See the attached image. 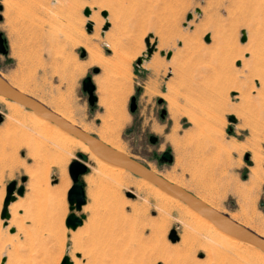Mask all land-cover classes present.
<instances>
[{
    "label": "rangeland",
    "instance_id": "374dc122",
    "mask_svg": "<svg viewBox=\"0 0 264 264\" xmlns=\"http://www.w3.org/2000/svg\"><path fill=\"white\" fill-rule=\"evenodd\" d=\"M0 6L6 48L0 53V76L10 85L51 110L74 116L77 125L90 127L85 132L118 142L123 153L264 237V0H0ZM85 7L89 17L83 14ZM88 21L93 22L89 32ZM106 21L109 26L103 30ZM242 30L245 42H240ZM150 34L156 50L136 66L137 58L146 56L144 40ZM114 50L125 64L121 105L126 122L115 128L109 118L106 128L95 81L103 66L89 63L88 57L97 53L105 63L114 58ZM161 51H171L170 57ZM86 76L95 85L92 106L82 90ZM132 96L137 107L131 113ZM27 111L23 107L19 117L25 125H20L9 120L0 102V189L29 176L24 208L31 211L38 204L44 219H32L27 211L32 225L17 226L23 240L16 236L7 241L0 226V264L3 257V264H59L65 255L72 264H123L129 250L125 257L116 247L123 236L115 229L118 222L127 223L126 233L136 238L133 245L143 238L142 264H215L207 255L213 253L211 245L201 234L208 232L207 226L159 197L153 184L137 185L142 178L132 173L125 182L121 176L123 184L118 185L114 170L96 165L88 155L80 158L83 148L31 123ZM189 130L193 132L186 137ZM150 136L156 137L154 143ZM165 151L171 162L162 160ZM74 160L87 167L79 177L86 203L76 213L84 214L82 224L71 231L63 217L69 212L68 166ZM205 161L214 167L212 188L194 179L192 165ZM256 169L258 180L250 185ZM228 179L250 185L253 192L226 189ZM17 212L13 218L19 219ZM234 247L245 250L243 243ZM246 254V264H264L255 252Z\"/></svg>",
    "mask_w": 264,
    "mask_h": 264
},
{
    "label": "water",
    "instance_id": "95a60500",
    "mask_svg": "<svg viewBox=\"0 0 264 264\" xmlns=\"http://www.w3.org/2000/svg\"><path fill=\"white\" fill-rule=\"evenodd\" d=\"M1 9V6H0ZM196 12H199L198 9L195 10ZM83 14L88 17L90 16V8L85 7L83 10ZM101 15L106 18L107 12L102 11ZM192 17V14L187 15V19H190ZM1 18V16H0ZM109 26V22L106 21L103 30H106ZM86 30L89 32L92 30V23L87 22L86 23ZM152 37V34L148 35V37L145 38L144 42L146 45V55H151L156 50V41L152 44L150 43V38ZM210 40V35L207 34L204 36V41L208 42ZM246 41V33L244 30L241 31V37L240 42ZM5 41L2 38V35L0 33V53L5 54L6 48H5ZM161 55H166V58H169L171 55V51H168L165 53L164 51L160 52ZM85 55L84 51L81 52V57ZM145 58V55H142V57H138L136 60V66L141 65ZM239 65V62L237 63ZM93 73L98 72V68H94ZM82 90L86 92L87 94V101L89 105H93L97 101V97L94 94L95 91V85L92 82V79L90 76H86L82 80ZM0 95L5 97L8 100L15 101L21 105H23L26 109L33 111L38 116L46 119L50 123L55 124L58 126L61 130L67 132L68 134L76 137L80 141H82L87 147L90 149V151L99 159L109 163L110 165L123 168L133 175H136L140 178L145 179L146 181L150 182L151 184L158 187L160 190L165 192L168 195L173 196L174 198L182 201L188 207H190L195 212L202 215L204 218H206L211 223L215 224L220 230L225 231L230 236L237 238L238 240H241L243 242L250 243L259 249H261L264 252V237H261L251 231L250 229L238 224L236 221L232 220L228 215L219 212L197 198L195 195L191 194L190 192L186 191L185 189L181 188L175 183H171L152 171L150 168L146 167L141 162L137 161L136 159H133L132 157L128 156L127 154L120 152L111 146L107 145L106 143L102 142L99 138L96 136L83 131L82 129L72 125L67 120L62 118L60 115L53 112L50 108L36 100L35 98L26 95L24 93H21L17 89L13 88L6 80H4L0 76ZM160 102V100H158ZM136 98L132 96L129 100V111L132 113L136 110ZM165 113V110L161 111V116H163ZM229 121L234 122L236 119L234 116L230 115L228 117ZM2 121V117L0 116V122ZM149 140L154 143L156 141V137L150 136ZM78 156L82 158L84 156L83 153H79ZM162 160L171 162L172 161V155L165 151L161 155ZM247 158V156L245 157ZM87 170V167L84 163L74 160L72 161L68 166V174L71 179V186L69 187L66 195L67 203H68V210L69 214L67 215L65 219V226L67 228H70L72 230H75L78 226H80L83 222V219L85 218L84 214L77 215L76 213L80 212L82 209V206L86 203L85 200V192H84V186L80 182L79 177L83 175ZM25 177H22L20 179L21 184L17 185L16 180L10 181L6 185V194L3 201V207L2 211L0 213V218L5 220L9 218L8 212H7V206L11 201L15 200V195L17 194L19 196L23 195L24 192V182ZM131 194V193H129ZM132 195V194H131ZM130 196V195H129ZM174 234V233H172ZM177 237L173 236L171 238V241H176ZM5 262V259H2V264ZM59 264H72L71 259L68 255H65L62 257Z\"/></svg>",
    "mask_w": 264,
    "mask_h": 264
},
{
    "label": "bare ground",
    "instance_id": "6f19581e",
    "mask_svg": "<svg viewBox=\"0 0 264 264\" xmlns=\"http://www.w3.org/2000/svg\"><path fill=\"white\" fill-rule=\"evenodd\" d=\"M89 22L93 23L92 21H89ZM114 54H115L114 58L108 60L105 63H103L101 61V58H100L99 54H97V53H92L88 57L89 63H95V64H99V65L103 66L101 76L98 78H95V81L97 82L98 91L100 92L99 94L101 96L99 98V100H100L99 104L105 110L104 116L102 117V121H103V125L106 128L109 125V121H108L109 118L114 119V121H115L114 127L115 128H117L118 126L121 127L126 122L125 116H124L123 111H122V105H121V102L123 100L122 94L126 90V84H127V77L125 75V64H124L123 60H121L120 58L117 57V51L116 50H114ZM149 56H151V55H149ZM149 56L146 55L145 59L148 58ZM11 86L13 88H16L21 93L26 94L24 91H22V89H20L21 87H15L14 85H11ZM4 98L5 97L0 95V102L9 111V114H8L9 120L12 119V120H15L17 123H19L20 125H25L24 119L19 117L20 113H22V109L24 106L15 102V101H11V100H8L6 98L4 99ZM26 110H28V109H26ZM52 111L55 112L56 114L60 115L62 118L67 120L72 125H74V126L77 125L75 123V122H77V120L74 116H71L70 114L59 113L57 111H54L53 109H52ZM175 114L173 115V118L176 119ZM26 115L28 116V119L31 123H33V124L35 123V124H37L39 126H43V127H49L51 130L57 132L64 140L68 141L71 145L83 148L84 151H82L81 153H83L85 156L88 155L89 159L92 160L96 165L102 166V167H104V166L109 167L112 170H114L119 175L117 177L118 185L123 184V180L121 181V179H120L121 176L123 177L124 182L127 180H130L129 174H128L129 171H127L123 168H120V167L110 165L109 163L99 159L90 151V149L87 147V145H85L82 141H80L76 137H74V136L68 134L67 132L61 130L58 126H56L53 123H50L49 121H47L46 119H44L40 116H38L36 113H34L31 110H28ZM16 117H18L20 119H16ZM79 124L80 125H77V126H81L80 128L84 131L86 129L90 128L89 126L83 124L82 122H80ZM193 126L197 127L196 123H194ZM192 132H193V130L187 131L185 133L186 137H189V135L191 136ZM100 140L102 142L106 143L107 145L111 146L112 148H114L120 152H124L120 149V144L118 142L106 140L104 135H100ZM192 170H194L193 171L194 176H195L194 179H196L197 185H199L201 187H208V188L213 185L212 173H214L213 172L214 167H212V165L208 161H205L204 163L198 162V163L192 165ZM258 173L259 172L257 169L252 172L250 185L254 181L258 180ZM163 178H165V177H163ZM138 180L139 181H138L137 185H139V186L143 185L145 187H151V183L146 181L145 179L142 178V179H138ZM166 180L171 182L167 178H166ZM226 182H227L225 184L226 189L231 190V191L236 190V193L238 192L241 195L242 194L250 195L253 192V189H251L250 185H239L238 183H235V182L231 181L230 179L226 180ZM177 185L180 186L181 188H183V186H181L179 184H177ZM245 186H249L250 188H247ZM154 191L163 200L174 203L176 206H178L179 208L184 210L187 214L194 217L197 223H200L201 225H205L208 227V232H202L201 231V234L204 235V239L207 241L206 242L207 245H211L213 253H212V255H210V253L207 251L208 252L207 255H208L209 259H212L215 262V264H246L249 261L246 252H255L257 255H259V257L261 259H264V252L261 249H259L258 247L254 246L250 243L238 240L235 237L230 236L228 233L220 230L215 224L208 221L202 215H200L199 213L192 210L190 207H188V205H186L182 201L174 198L173 196L166 194L165 192L160 190L158 187L155 186ZM197 198H199L200 200H202L203 202H205L206 204H208L209 206H211L212 208H214L215 210L218 211V209L215 206L211 205L210 203H208L204 199H202L200 197H197ZM118 224H116L117 228L115 227V229H117L119 232L123 233V236H122V239H121V236L120 237L117 236L118 238H120L122 240V241L117 240L118 243H119V241H121L122 243L120 242L121 245L120 244L118 246L116 245V247H118L119 250L121 251V252H119L120 255H123V254L125 255V253L129 250V252H127V253H129L128 257H126V255H125V257H126V258H124L125 260L123 258H120V260L121 259L124 260L123 264H142V259L140 257H142V255L144 254V252L146 251V248H147L143 238H141V236H140L139 238H137V240L135 242L134 240L136 238L132 237L134 239L133 241L135 242L134 243L135 245H133L132 244V238H131L132 235L129 236V234H131V233H126L127 227H128V225H126L127 223L121 222V224H120V222H118ZM114 225H115V223H114ZM114 230L112 232H114ZM118 231H116V232H118ZM210 232L213 234H211ZM118 235H120V234H118ZM216 235L218 236V238H216ZM240 243H243V246H245V250H238L237 248L234 247V245L240 244ZM117 249H116V251H119ZM120 255L118 254L117 256H120ZM117 260H119V258H117ZM144 261H148V258L144 257ZM118 263L121 264L122 262L119 261ZM168 264H171V263H168Z\"/></svg>",
    "mask_w": 264,
    "mask_h": 264
},
{
    "label": "crops",
    "instance_id": "0c3cea01",
    "mask_svg": "<svg viewBox=\"0 0 264 264\" xmlns=\"http://www.w3.org/2000/svg\"><path fill=\"white\" fill-rule=\"evenodd\" d=\"M23 177H25V179H26V176H23ZM9 182L10 181H8L7 183H5V185L0 189V213L2 211L3 201H4V198H5V194H6V185ZM28 183H29V176L27 177V179L24 182V192H23V195L19 196L17 194H14L15 195V200L14 201H11L8 204L7 208H6L7 209V212H8V215H9V218H7L5 220H3V219L0 218V226H1L2 230L6 234L5 236L7 238V241L8 240L11 241L12 240L11 238H14L16 236L18 238H20L21 240H23L24 237H23L22 233H19L18 227L21 229L22 228V224L32 225V222L30 223V222L27 221V218H28L27 217V214H28L27 211H29V210H26L24 208L25 206H27V196L29 195ZM17 185H20V184H17ZM53 186L51 187V185H50L49 186V190H52L53 189ZM38 206L39 205L37 204L34 209H32L31 211H29V212H31V214H28V215H31L32 219L34 217L37 218V219H39V218L44 219L43 208L41 210V208L38 207ZM14 209H17L18 212H17V215L16 216L20 217L19 219L17 217L16 218H13V216H14ZM40 210H41V212H40ZM68 214H69V212H68ZM68 214H66L63 217L64 224H65V219H66V217H67ZM39 222H43V221H39ZM67 229H69L71 231H75V230H72L70 228H67ZM18 234H19V236H18ZM3 259H5V257H3Z\"/></svg>",
    "mask_w": 264,
    "mask_h": 264
}]
</instances>
